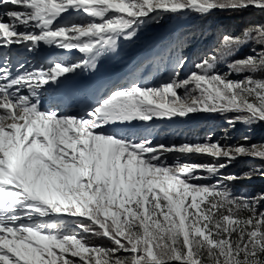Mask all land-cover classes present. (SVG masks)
I'll list each match as a JSON object with an SVG mask.
<instances>
[{
	"label": "snow or ice",
	"instance_id": "obj_1",
	"mask_svg": "<svg viewBox=\"0 0 264 264\" xmlns=\"http://www.w3.org/2000/svg\"><path fill=\"white\" fill-rule=\"evenodd\" d=\"M253 9L264 0H0V264H264V191L232 187L264 179V166L224 173L242 157L264 161V142L166 144L152 127L200 113L229 129L264 123V23L223 34L183 77L188 57L154 43L83 115L46 95L165 17ZM41 44L68 58L27 67L11 51Z\"/></svg>",
	"mask_w": 264,
	"mask_h": 264
},
{
	"label": "trees",
	"instance_id": "obj_2",
	"mask_svg": "<svg viewBox=\"0 0 264 264\" xmlns=\"http://www.w3.org/2000/svg\"><path fill=\"white\" fill-rule=\"evenodd\" d=\"M165 19V21H164ZM160 25L150 26L142 31L139 38L132 43L121 42L118 52L124 53V65L129 69V73L136 67L137 63L143 58L148 57L152 51L154 43L167 41L173 44L176 54L183 53L188 57V62L181 70V75L186 76L190 71L194 70L193 63L198 62L203 55L210 54L212 48L218 43L223 34H238L242 28L249 24L264 23V13L246 11L242 13L215 11L208 16H198L189 14L182 17H165ZM156 28L160 32L153 37L150 31H155ZM248 45L243 48L236 58H241L244 55L251 54ZM107 58L112 59L111 55ZM220 71H226V65L219 66ZM155 75V67L153 72L149 73L146 81H151ZM233 79H242V77L233 76ZM194 119L184 120H155L152 122V127L155 131V140L167 141L170 139V134L173 136L177 132V136L183 139L201 141L205 138V134L213 132L218 127H221L226 122L227 117L220 114H205ZM202 129V130H200ZM165 131H169V135H164ZM162 132V133H161ZM234 138L231 141H236L244 136L252 137L256 140L257 137H264V124L259 123L251 126V128L237 123L232 130ZM247 169L246 166L235 170L225 169V172L231 171L239 175ZM260 183H264L260 181ZM237 194L255 195L264 191V184L258 185L252 181L236 182L233 186ZM261 210H264V204L261 205ZM105 246H110L107 240L97 241Z\"/></svg>",
	"mask_w": 264,
	"mask_h": 264
},
{
	"label": "rangeland",
	"instance_id": "obj_3",
	"mask_svg": "<svg viewBox=\"0 0 264 264\" xmlns=\"http://www.w3.org/2000/svg\"><path fill=\"white\" fill-rule=\"evenodd\" d=\"M249 11H254V12H258L256 10H249ZM165 21V19H164ZM160 32V29L156 28L155 31H150L151 35L153 37H155L158 33ZM15 47H22L24 48L23 50H26L25 53H19L20 55L18 57H16L15 52L13 53V56L16 57L17 59L24 61L26 65H30L29 67L36 65L39 66L41 63L43 64L42 61L40 62L37 59V51L35 52H29L27 50V47L25 45H13L11 50H13ZM51 49L52 54H54V58H59V59H66L68 58V54L62 52L61 50H59L58 48H54V47H48ZM76 54L71 55L72 58H78L80 56V54L75 51ZM122 56H124V53L122 52H118V54H114L111 55L112 59L109 58H105L102 59L100 64H99V68L98 71L95 74H80L78 76L73 77L71 80H69L70 84L65 83L61 90V92L66 91V97H72L75 96L76 93L78 95V97H76V102H81L80 106H72L71 109H66V108H62L63 112L65 114H80L83 115L84 114V110L87 108L88 105L90 104H94L95 101L97 99H99L102 96H107V94L116 86L118 85H123L127 82L128 78H129V69L124 65L125 61L124 59H122ZM45 66L46 63L44 64ZM183 77V75H181ZM151 78H153L151 76ZM48 97H51L53 95H47ZM207 113H200V114H193L190 115L189 117L186 118H175L173 120H184V119H194V118H198L203 116H207L205 115ZM231 115V114H229ZM159 121V120H157ZM241 125H244L242 123H239ZM264 124V123H263ZM202 130V129H200ZM225 130H227V136L229 137L228 139H224L225 136ZM232 129H229V126L226 122H224V124L221 127H218L217 129H215L212 133L208 132L205 134V138L202 139L201 141H197V140H186L183 138H179L180 136H177L179 133L177 132L175 135H171L170 134V139H168L167 141H163L166 144H180L182 142H189V143H195V142H201L203 143L205 141V139L207 137H211L212 140H219L222 144H235L238 141H241V138L236 140V141H231L232 138H234V135L232 133ZM162 133V132H161ZM164 135H169V131H165L163 133ZM250 137V136H248ZM256 138V140H252V137H250V140L248 141L249 144H255V143H260V142H264V137H259V139L257 137H253ZM209 161V157L207 156H193L191 157V162H197V163H202V162H206ZM246 166L247 169H250L252 167H256V166H264V161L260 160V159H253V158H249V157H242L237 159L236 161H234L228 168L229 170H235L238 168H242ZM225 170V169H224ZM225 174L231 173V171L225 172ZM264 179H261L260 177L256 176L253 177V179L251 180H240L237 182H249L251 183L252 181H254V183H258V185L260 184H264V183H260V181H263Z\"/></svg>",
	"mask_w": 264,
	"mask_h": 264
},
{
	"label": "bare ground",
	"instance_id": "obj_4",
	"mask_svg": "<svg viewBox=\"0 0 264 264\" xmlns=\"http://www.w3.org/2000/svg\"><path fill=\"white\" fill-rule=\"evenodd\" d=\"M54 48H56V47H54ZM24 48H22V47H15L13 50H11L12 51V53H14L15 52V54H17V53H25L26 52V50H23ZM44 54V57H40V54ZM72 55H74V54H76L74 51L71 53ZM37 56L39 57V58H41V60L42 61H45V62H43V64H45L46 63V65H47V62L49 61V60H51V59H53L54 58V54H52V51H51V49L50 48H48L47 46H45V45H43V44H41L40 45V47H39V49L37 50ZM42 64V63H41ZM27 67H29L30 65H26ZM65 83H67V84H70L69 83V81H66ZM61 91H63V90H59V92L57 93V92H54V90L53 89H51V90H48V92H47V94L46 95H52V94H54V95H59V94H61ZM76 97H78V95H77V93H76V95L75 96H72V97H68L67 99H66V105H71V106H77V107H79L80 106V103L81 102H76ZM64 106V105H63ZM63 108V107H62ZM68 109H71V108H68Z\"/></svg>",
	"mask_w": 264,
	"mask_h": 264
}]
</instances>
